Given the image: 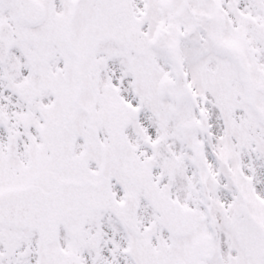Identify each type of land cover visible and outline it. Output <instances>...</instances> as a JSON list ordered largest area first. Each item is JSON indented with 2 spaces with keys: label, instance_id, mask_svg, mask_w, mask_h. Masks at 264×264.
<instances>
[{
  "label": "snow or ice",
  "instance_id": "6c2138e0",
  "mask_svg": "<svg viewBox=\"0 0 264 264\" xmlns=\"http://www.w3.org/2000/svg\"><path fill=\"white\" fill-rule=\"evenodd\" d=\"M0 264H264V0H0Z\"/></svg>",
  "mask_w": 264,
  "mask_h": 264
}]
</instances>
